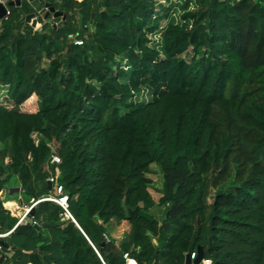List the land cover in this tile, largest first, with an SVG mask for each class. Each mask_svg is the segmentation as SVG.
Segmentation results:
<instances>
[{"label":"trees","instance_id":"1","mask_svg":"<svg viewBox=\"0 0 264 264\" xmlns=\"http://www.w3.org/2000/svg\"><path fill=\"white\" fill-rule=\"evenodd\" d=\"M14 1L0 23V192L18 179L30 205L59 170L73 218L41 200L15 227L0 194V232L14 228L0 264H186L200 247V264H264V0ZM49 2L61 16L44 18Z\"/></svg>","mask_w":264,"mask_h":264},{"label":"rangeland","instance_id":"2","mask_svg":"<svg viewBox=\"0 0 264 264\" xmlns=\"http://www.w3.org/2000/svg\"><path fill=\"white\" fill-rule=\"evenodd\" d=\"M28 1V0H27ZM27 1L25 0V4L27 3ZM35 2V3H34ZM33 3L28 1V4L30 6H36V5H39L41 3L40 0H35ZM45 5V4H44ZM26 6V5H25ZM9 10V7L7 8ZM157 10L159 11V8H157ZM37 11V10H36ZM39 15H44L45 12H43V10L41 11H37ZM43 13V14H42ZM183 12L181 9H179L178 7L172 11L171 15L174 16L175 18H177V20L181 19V16H182ZM37 17V16H36ZM81 17V13H78L77 15V18L80 19ZM168 20L167 19H164L162 21V26H164L166 24V21ZM52 19H49V22L51 23ZM30 23L37 29H40L41 26H42V23L43 22H39L38 18H37V24H34V18H32L30 20ZM54 25H56L54 23ZM151 98V95L147 92L145 93H141L139 95H136L135 96V100L137 101H147V100H150ZM25 109H28L30 111H36L39 109L40 107V102H39V99L36 98L35 96V100H33L31 103H29V101L25 104ZM152 169H153V172L151 174V176L153 177V179L155 180L156 184L157 185H160L161 182H162V173L160 171V169L158 168V166L156 165H153L152 166ZM20 181L18 179H13V181L9 184V187L11 188L9 191H5V194L3 195V198L5 199H9L11 201H15L19 208H17V210L15 211V214L17 216H22L25 212L24 210V205H21L17 200V196L16 194L20 191ZM151 192H152V195L154 197V199L156 201H158V199L160 198V193H158L155 189H151ZM52 194H55L54 192V189L52 190ZM7 204V201L5 202ZM33 203V202H32ZM31 203V204H32ZM5 205V204H4ZM10 207V206H9ZM13 208V207H12ZM14 210V209H12ZM152 213L157 217L159 218L160 220L163 219L164 217V207L163 206H156L153 210H152ZM126 228L127 226L126 225H121V226H118L117 228H113L111 230L112 234L117 237V238H120L124 235L125 231H126Z\"/></svg>","mask_w":264,"mask_h":264},{"label":"built area","instance_id":"3","mask_svg":"<svg viewBox=\"0 0 264 264\" xmlns=\"http://www.w3.org/2000/svg\"><path fill=\"white\" fill-rule=\"evenodd\" d=\"M74 42L76 44L81 45L83 43V40L75 39ZM60 162H61L60 156L57 153H55V152L52 153L51 158H50V163L51 164H58ZM58 176H59V170H57L55 175H50L48 177V182L51 184L52 189H54L55 194H51L49 196L43 197V198H41V199H39L37 201H34L30 205H24L25 212H24V214L22 216L19 217V221L17 222L15 227L18 224H22V223H26L27 222V219L29 217V213L32 210V207H34L41 200H50V201H54V202L58 203L59 205H61L65 209L66 215L68 217H72L71 213L68 210V203H67L68 197H67V195L64 192L63 185L59 182ZM13 230H14V228L11 229V230H8L6 232H0V250L3 249V243L1 241L4 240V238L8 237ZM125 257L127 258L128 264H130V261L133 260V259H130L127 254H125ZM196 257H197V253L193 252L191 254V260H192L191 264H195V263H193V260ZM205 262H208V260H205Z\"/></svg>","mask_w":264,"mask_h":264},{"label":"water","instance_id":"4","mask_svg":"<svg viewBox=\"0 0 264 264\" xmlns=\"http://www.w3.org/2000/svg\"><path fill=\"white\" fill-rule=\"evenodd\" d=\"M17 2H18V5L21 4V0H18ZM14 5H15V3L13 1L8 2L6 5L5 4H0V23L4 20V18L8 14V9L7 8L10 7V6H14ZM45 7H46L47 11L45 13L44 18H46L49 15V13H54V17L61 16V12L56 11L55 8L50 3H46ZM32 18H34V24H37V17H36V13L35 12L29 13V14L26 15V20L28 22H30V20ZM49 187H50V189L52 188L50 183H49ZM33 208L34 207H32V209ZM1 242L4 243V244H7L4 240H2ZM202 259H203V254H202V248L200 247V248H198L197 257L193 260V263L200 264ZM191 262H192L191 254L188 253L186 255V264H191Z\"/></svg>","mask_w":264,"mask_h":264},{"label":"crops","instance_id":"5","mask_svg":"<svg viewBox=\"0 0 264 264\" xmlns=\"http://www.w3.org/2000/svg\"><path fill=\"white\" fill-rule=\"evenodd\" d=\"M18 1V0H17ZM32 1V0H31ZM56 2H59V0H55ZM8 2H10V0H0V4H7ZM13 2L15 3V1L13 0ZM50 3V2H49ZM51 4V3H50ZM9 11V10H8ZM0 194L2 195V197H3V195L5 194V191L4 192H0ZM17 201V200H16ZM5 204V207L8 209V210H10V212L13 214V215H15V216H17L16 214H15V211L17 210V208H19V206H18V204L15 202V201H11V200H7V204L6 203H4ZM10 206V207H9ZM13 207V208H12ZM12 209H14V210H12ZM19 217V216H18Z\"/></svg>","mask_w":264,"mask_h":264},{"label":"bare ground","instance_id":"6","mask_svg":"<svg viewBox=\"0 0 264 264\" xmlns=\"http://www.w3.org/2000/svg\"><path fill=\"white\" fill-rule=\"evenodd\" d=\"M130 264H137V263H136V261L131 260V261H130Z\"/></svg>","mask_w":264,"mask_h":264}]
</instances>
